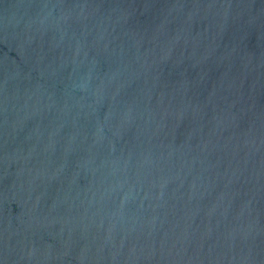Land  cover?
I'll return each mask as SVG.
<instances>
[{"label": "water", "instance_id": "water-1", "mask_svg": "<svg viewBox=\"0 0 264 264\" xmlns=\"http://www.w3.org/2000/svg\"><path fill=\"white\" fill-rule=\"evenodd\" d=\"M0 264H264V0H0Z\"/></svg>", "mask_w": 264, "mask_h": 264}]
</instances>
